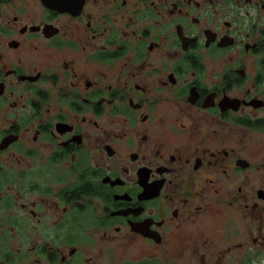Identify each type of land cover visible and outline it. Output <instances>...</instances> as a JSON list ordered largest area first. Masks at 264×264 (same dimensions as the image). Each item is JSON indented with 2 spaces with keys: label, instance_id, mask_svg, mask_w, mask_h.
<instances>
[{
  "label": "flooded vegetation",
  "instance_id": "1",
  "mask_svg": "<svg viewBox=\"0 0 264 264\" xmlns=\"http://www.w3.org/2000/svg\"><path fill=\"white\" fill-rule=\"evenodd\" d=\"M264 0H0V264H264Z\"/></svg>",
  "mask_w": 264,
  "mask_h": 264
},
{
  "label": "rangeland",
  "instance_id": "2",
  "mask_svg": "<svg viewBox=\"0 0 264 264\" xmlns=\"http://www.w3.org/2000/svg\"><path fill=\"white\" fill-rule=\"evenodd\" d=\"M252 143L260 144L264 148V135L251 138Z\"/></svg>",
  "mask_w": 264,
  "mask_h": 264
}]
</instances>
